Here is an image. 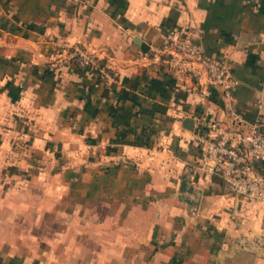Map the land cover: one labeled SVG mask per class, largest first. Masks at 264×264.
Listing matches in <instances>:
<instances>
[{
    "label": "crops",
    "instance_id": "0c3cea01",
    "mask_svg": "<svg viewBox=\"0 0 264 264\" xmlns=\"http://www.w3.org/2000/svg\"><path fill=\"white\" fill-rule=\"evenodd\" d=\"M174 27L231 61L232 100L153 58ZM74 42L112 77L67 64ZM234 113L264 114V0H0V264H264V204L204 172L194 138ZM67 169L84 205L30 183Z\"/></svg>",
    "mask_w": 264,
    "mask_h": 264
},
{
    "label": "built area",
    "instance_id": "2783aa9c",
    "mask_svg": "<svg viewBox=\"0 0 264 264\" xmlns=\"http://www.w3.org/2000/svg\"><path fill=\"white\" fill-rule=\"evenodd\" d=\"M64 61L95 70L104 77L112 71L96 51L79 43L67 45ZM153 58L176 73L189 77L206 97L217 90L232 100L238 79L227 58H214L203 52L191 33L181 28L167 30L162 44L152 49ZM258 107L261 100L257 101ZM200 145V168L219 176L232 191L245 199L264 204V114L247 121L234 113L226 124L213 118L198 117L193 127Z\"/></svg>",
    "mask_w": 264,
    "mask_h": 264
},
{
    "label": "rangeland",
    "instance_id": "374dc122",
    "mask_svg": "<svg viewBox=\"0 0 264 264\" xmlns=\"http://www.w3.org/2000/svg\"><path fill=\"white\" fill-rule=\"evenodd\" d=\"M80 149H83L80 148ZM48 157H45V161L48 162ZM58 161H63V157L59 158ZM66 163H68V161H65ZM61 165L59 167H57L56 170L65 167L66 165H64V163H60ZM52 165V164H51ZM56 167V166H55ZM54 167V168H55ZM55 170V172H56ZM50 172V171H45L44 174L42 175V178L40 177H35L30 183H65V187L64 189H62L63 195L65 197H77V200L80 204L84 205V197L87 195V193L89 192V187L84 188V187H76V183H85V181L83 182L82 180L85 178H87V175L85 173H83L81 176L78 174V172H74L72 170H68L65 172ZM24 176L27 177V174L24 173ZM31 175V174H30ZM32 176V175H31ZM30 177V176H29ZM87 190V191H86ZM95 190V188H94ZM86 191V192H85ZM90 193V192H89Z\"/></svg>",
    "mask_w": 264,
    "mask_h": 264
},
{
    "label": "water",
    "instance_id": "95a60500",
    "mask_svg": "<svg viewBox=\"0 0 264 264\" xmlns=\"http://www.w3.org/2000/svg\"><path fill=\"white\" fill-rule=\"evenodd\" d=\"M135 41H136L137 44L140 45V47H141L143 50H145V51L148 50V44H147L144 40H142L140 37H137V38L135 39ZM185 122H187V124L184 123V125H185L187 128H191V127H192V124H193V119H192V118H187V119H185ZM244 240H245V239L240 240V241H244Z\"/></svg>",
    "mask_w": 264,
    "mask_h": 264
},
{
    "label": "trees",
    "instance_id": "16d2710c",
    "mask_svg": "<svg viewBox=\"0 0 264 264\" xmlns=\"http://www.w3.org/2000/svg\"><path fill=\"white\" fill-rule=\"evenodd\" d=\"M86 68V67H85ZM95 71V70H94ZM99 73V72H98ZM100 74V73H99Z\"/></svg>",
    "mask_w": 264,
    "mask_h": 264
}]
</instances>
